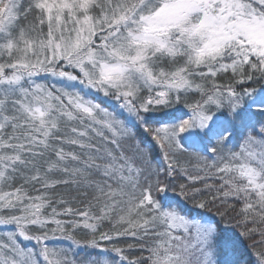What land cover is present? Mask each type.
<instances>
[{
	"label": "snow or ice",
	"instance_id": "snow-or-ice-1",
	"mask_svg": "<svg viewBox=\"0 0 264 264\" xmlns=\"http://www.w3.org/2000/svg\"><path fill=\"white\" fill-rule=\"evenodd\" d=\"M0 264H264V0H0Z\"/></svg>",
	"mask_w": 264,
	"mask_h": 264
}]
</instances>
